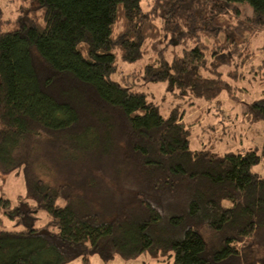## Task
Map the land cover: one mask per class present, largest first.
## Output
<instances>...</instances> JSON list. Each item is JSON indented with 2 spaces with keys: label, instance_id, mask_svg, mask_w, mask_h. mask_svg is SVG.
Segmentation results:
<instances>
[{
  "label": "trees",
  "instance_id": "16d2710c",
  "mask_svg": "<svg viewBox=\"0 0 264 264\" xmlns=\"http://www.w3.org/2000/svg\"><path fill=\"white\" fill-rule=\"evenodd\" d=\"M262 32L264 0H0V175L26 186L0 199L19 228L0 226V264H264V143L192 150L184 111L112 78L153 49L131 75L211 102L231 88L228 47L248 36L244 63ZM246 114L264 121V98Z\"/></svg>",
  "mask_w": 264,
  "mask_h": 264
},
{
  "label": "rangeland",
  "instance_id": "374dc122",
  "mask_svg": "<svg viewBox=\"0 0 264 264\" xmlns=\"http://www.w3.org/2000/svg\"><path fill=\"white\" fill-rule=\"evenodd\" d=\"M5 11L6 8H5ZM240 12L245 18L252 15L248 6H241ZM247 36V35H246ZM248 36L246 37V39ZM236 45L228 51L236 50L237 53L229 56L227 65L220 68L223 79L231 86L222 95L211 102L198 99H179L171 92H167L165 85L157 86L148 84L131 75L139 71L145 64L155 58L152 49L145 59L135 64H127L119 61L117 73L113 74V80L125 86L147 93L151 99L161 106L163 114L175 107L185 112L184 120L190 124L192 131L191 149L209 150L215 154L227 152L244 153L251 149L261 151L264 143V121H258L246 114V107L257 100L264 98V32L254 36L251 41V55L244 59V63L238 58L239 52L244 49L246 39L235 38ZM166 40H159L155 46L163 47ZM179 47V46H178ZM177 46L171 49V54L179 53ZM176 52V53H175ZM243 55V54H242ZM239 61L242 65H239ZM194 104V105H192ZM253 171L264 179V158L253 168ZM26 194L25 180L22 172L13 173L10 176L0 175V199L15 200L20 195ZM41 222L45 221V214L41 215ZM0 226L7 230H18L12 221L0 213ZM167 259L161 256L144 254L133 260H125L119 256L104 261L99 255H93L88 261L77 259L70 264H167Z\"/></svg>",
  "mask_w": 264,
  "mask_h": 264
}]
</instances>
